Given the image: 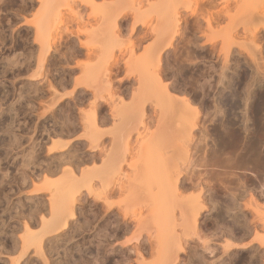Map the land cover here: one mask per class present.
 Here are the masks:
<instances>
[{
	"label": "rangeland",
	"instance_id": "1",
	"mask_svg": "<svg viewBox=\"0 0 264 264\" xmlns=\"http://www.w3.org/2000/svg\"><path fill=\"white\" fill-rule=\"evenodd\" d=\"M255 123L264 0H0V264H264L263 175L167 177ZM231 196L249 231L213 225Z\"/></svg>",
	"mask_w": 264,
	"mask_h": 264
},
{
	"label": "bare ground",
	"instance_id": "2",
	"mask_svg": "<svg viewBox=\"0 0 264 264\" xmlns=\"http://www.w3.org/2000/svg\"><path fill=\"white\" fill-rule=\"evenodd\" d=\"M197 113H198L197 111L193 113L194 117H195V115H197ZM94 118H95V116L93 117V119ZM104 118L102 120H104ZM239 120H240V118H239ZM218 123H219V121H218ZM236 125H237V123H236ZM241 125H243V124H241ZM221 127L222 126H220V128ZM223 127L228 128L227 126L226 127L223 126ZM229 128H231V127H229ZM251 128L252 129H249L247 126H244V125L241 126V128L238 126L236 128H232L226 134L224 133L225 135H223L221 137L220 142H218L214 148L211 146H208L209 143L208 144L206 143L205 138L207 137L206 135L208 133H203L202 134L203 136L201 137L199 142L194 143L195 145L193 143H188L191 145L193 144L192 145L193 147L191 146L193 151H192V153H190L189 156L187 155L191 149L188 147L189 146L188 145L187 146L188 148L186 150L187 154L185 153V157L187 155L188 158L186 160L184 159L185 160L184 166H183V164H181L182 167L180 165L179 167L175 168V170L173 168L175 166H173L171 168L174 171H178L180 173H181V171H185L184 172L185 176L180 175V177H179L178 175L180 173H177V172L174 173L173 170H171V171L169 170L170 172H173L174 174H176L178 176V177L177 176L174 177L175 175H173L170 177V175L169 176L167 175V177H169V179H170L169 187L174 189V190H172L170 188V190L173 193L175 192V195L178 197L181 190L186 189V191H187V188L199 187L201 185L204 189L206 188L205 192L206 191L210 192V193H208V192L207 193L209 194V197L214 200V198H215L214 195H217V192L219 191V185L220 184H222V186L224 185L225 189L232 190L233 187H230V185L237 183V181L240 180V178H238V176L236 179H235V177H232V176H236L238 173H242V176H243V178L241 179L242 185L244 183H247V182L252 184V188H257L258 186L262 185V181H263L262 175L264 176V151L261 149L262 146H260L261 140H263V139L260 140L259 132H260V130H262L264 133V128L261 129L260 124H258V123H255L254 126ZM205 129L207 130V128H205ZM261 137H263V136H261ZM214 145H215V143H214ZM262 145H263V143H262ZM179 168H181V169H179ZM177 169H179L181 171H179ZM169 171H168V173L170 174ZM200 171H204V173H201ZM196 172H198V173H196ZM225 175L227 177H229V175H232L231 178H233V179L227 178ZM136 177H134V178L137 179L138 177L137 178ZM134 178L132 180H134ZM171 178H173V181H171L172 180ZM196 179L198 180V182ZM195 180H196V182H195ZM211 181L212 182L215 181L216 184L218 182V185H216L215 183H214V185L210 184V183H212ZM204 183L206 185H203ZM172 184H173V187H172ZM233 186H235V185H233ZM239 186H240V184H239ZM239 188L240 187H238V189ZM120 189H121V187H120ZM109 191H111V190H109ZM233 192H235V191H233ZM104 193H106V191ZM207 197H205V196L203 197V194H202V195H199L196 197H192L193 199L192 198L190 199V197L188 199L183 198V199H186V201L183 199L178 200V198L176 200L179 201L180 204H182V205H184V203H185V205L188 204V206H191V204H192V207L194 206L197 209V211L193 215V219H192V222H193V220L195 221V219H196V215L199 214V210L201 211L203 208H206L207 200H209V197H208V199H207ZM182 200H183V202H181ZM188 200L191 204L188 203ZM223 202H224L223 204H219L218 206H215L216 210H215V214H214V221L212 220L213 225L215 224L214 226L218 227V228L221 227L220 231L222 230V227H225V228L228 227L227 229L231 228L234 233L236 232V234L239 231H237L235 229H239L243 226H244L243 228L245 231L248 230V229H246V226L249 224V223H247L248 218L246 217L245 213L240 211V207L237 204V197H234V196L228 197ZM217 204H218V202H217ZM258 216H260V215H258ZM252 217H253V215H252ZM185 218H187V217H185ZM58 219L60 220L61 218H59V216H58ZM214 230H215V228L213 229V231ZM244 230H241V231H243V233H245ZM217 231H219V230H217ZM223 231L224 230H222V232ZM228 231L227 232L224 231V232H226L228 234ZM230 234H232V233L230 232ZM219 235H221V232ZM234 236L238 237V235H234ZM231 237H233V236L231 235ZM249 262H251V261H249ZM251 264H255V263L251 262Z\"/></svg>",
	"mask_w": 264,
	"mask_h": 264
}]
</instances>
